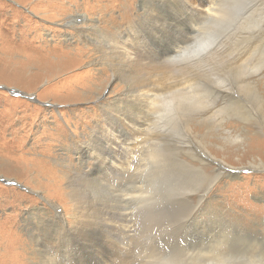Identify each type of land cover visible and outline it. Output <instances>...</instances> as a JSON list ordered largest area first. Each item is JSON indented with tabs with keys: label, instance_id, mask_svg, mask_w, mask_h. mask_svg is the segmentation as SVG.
Here are the masks:
<instances>
[{
	"label": "rangeland",
	"instance_id": "obj_1",
	"mask_svg": "<svg viewBox=\"0 0 264 264\" xmlns=\"http://www.w3.org/2000/svg\"><path fill=\"white\" fill-rule=\"evenodd\" d=\"M219 1L0 0V264H154L264 243L261 32L224 83L181 57L163 67L215 41ZM202 93L211 103L183 100L176 130L154 129L159 102Z\"/></svg>",
	"mask_w": 264,
	"mask_h": 264
},
{
	"label": "bare ground",
	"instance_id": "obj_2",
	"mask_svg": "<svg viewBox=\"0 0 264 264\" xmlns=\"http://www.w3.org/2000/svg\"><path fill=\"white\" fill-rule=\"evenodd\" d=\"M217 7H218L217 9L211 8L212 9V10L210 9L211 13H208L209 16L213 17L211 27L209 29L211 30L210 33H212L213 35L212 38H214L215 41L208 42V44L205 47H203V50L201 49L202 51L196 49L195 47L196 45H194L193 47L184 49L183 51L171 52L170 55L165 54L166 55L164 59L165 64H163L164 65L163 67H170L171 65L168 64L169 62H173L174 59L176 58L178 59L179 57H181L180 61L182 60L184 61V63H186V65L181 66V69H186L190 65L200 68H207V72L215 75L216 80L219 83H224L225 82L224 75L228 76L231 73V64L229 63L228 60L241 48V44L244 41H246L256 31H260L261 32V35L259 37L260 43L258 46L254 48V50H257L259 46L261 47V42L262 44H264V0H222V1L220 0ZM232 45H235V47H231ZM212 46H216V47L205 53L204 50H207ZM214 61L217 63L219 73L215 70V65L213 63ZM263 62L264 59H262L261 57L259 61L260 64L258 63L257 66L256 64H254L255 65L254 74H256L258 81L264 79V65H262ZM159 67H157V69ZM243 67L248 68L249 66L244 65ZM165 75H167L166 72ZM258 97L261 100L259 101L260 109L258 111V114H260L261 112L260 110H262L264 107V97L262 96H258ZM251 99L252 98L245 100L244 98H241L236 101V104L244 106V102L245 103L247 101L250 102ZM257 99L255 98L254 100ZM183 100H185V102H190L191 106L193 107H201V106L209 105L211 103V97L207 93H202L194 96H191V94H187V96H185L184 99L179 98V100L173 98H166L162 102H159V104H157V106L160 107L154 113V123L157 125L154 128L155 130H157L158 128L161 130L164 129L176 130L177 126L179 125V122L183 119V115L181 113L183 110L182 108ZM155 155L156 153H153L151 157H154ZM208 158L210 161L212 160L214 161V159H212L211 154L209 153H208ZM260 168L264 169L263 163L260 164ZM231 172H233V170ZM48 203L49 205H51V207H53V209H55V213L57 216L56 218L58 219V221L66 225L67 222L65 217L62 216L56 210L55 206L52 203L51 204L50 202ZM34 217L37 216L34 215ZM39 223H41V225L44 224L45 226L46 225L49 226V224H45V222H43L42 219L39 220ZM35 239H37V237H35ZM33 242L36 243L37 247L39 246L36 240H33ZM230 243L221 242L220 244L218 243L219 245L216 244L217 246H214L213 248L212 245L211 246L212 249L211 248L209 249L211 251L208 250L207 252H203V250H200L194 256L183 254L178 257L177 255L173 254L172 256L168 255L160 258L162 256L161 255L160 257L155 259L154 262L152 263L154 264H264V243L260 244L258 241L251 243L245 242L248 246H245L246 245L245 244V245H240V247L235 245L236 243H234L233 245H231ZM233 246L234 247L237 246L238 248H243L244 250L241 253H232L230 251L232 250ZM226 247H228L227 248L228 251L225 250ZM248 247L256 252L254 253L255 255H252L251 257L243 255L245 253L244 251H246ZM37 252L38 254H41L40 251ZM208 254L210 257L208 256ZM210 254H212V256ZM51 260L53 261V259Z\"/></svg>",
	"mask_w": 264,
	"mask_h": 264
},
{
	"label": "snow or ice",
	"instance_id": "obj_3",
	"mask_svg": "<svg viewBox=\"0 0 264 264\" xmlns=\"http://www.w3.org/2000/svg\"><path fill=\"white\" fill-rule=\"evenodd\" d=\"M182 219L186 220V219H188V217H187V216H185V217H183ZM178 222H179V221H178Z\"/></svg>",
	"mask_w": 264,
	"mask_h": 264
}]
</instances>
